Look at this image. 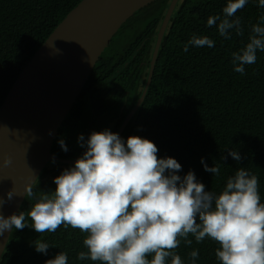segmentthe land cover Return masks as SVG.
Segmentation results:
<instances>
[{
    "label": "trees",
    "instance_id": "1",
    "mask_svg": "<svg viewBox=\"0 0 264 264\" xmlns=\"http://www.w3.org/2000/svg\"><path fill=\"white\" fill-rule=\"evenodd\" d=\"M80 1L0 0V105L31 56ZM169 2L153 1L112 37L83 87L78 99L82 103L72 107L58 129L57 140L62 135L67 147L63 151L56 146L58 142L53 144L52 152L59 158L78 159L86 150L77 145L83 121H96L92 133L108 130L117 134L142 93L156 33ZM226 3L227 0H179L163 36L144 100L119 137L126 141L138 136L153 142L158 158H174L181 165L177 175L183 177L192 171L205 190L216 195L238 168H245L257 176L264 203V51H257L256 63L246 65L244 75L235 72L232 64V53L249 42L252 25L264 26V8L258 6L257 0H248L232 18L241 20L244 34L237 36L233 30L231 39H225L215 26L207 27V19L222 16ZM193 35L208 36L215 46L189 45L184 52ZM121 90L122 98L114 102L113 93ZM228 150H236L242 159L233 160ZM222 156L226 159L221 160ZM202 159L208 167L219 163L220 175L204 171ZM72 166L48 163L33 190L53 192L56 185L51 178ZM34 203L26 196L19 212L29 211ZM26 222L31 224L30 219ZM86 235L63 225L43 234L31 227L13 228L0 264H45L59 252L67 253L68 264H98L76 258L78 252L87 251L83 246ZM38 239L50 246L46 255L35 251ZM188 239L192 240L190 247L181 240L175 250L184 264H192L189 253L193 250L199 251L195 264H220L215 257L219 247L216 242L205 238L197 243L191 235Z\"/></svg>",
    "mask_w": 264,
    "mask_h": 264
},
{
    "label": "clouds",
    "instance_id": "2",
    "mask_svg": "<svg viewBox=\"0 0 264 264\" xmlns=\"http://www.w3.org/2000/svg\"><path fill=\"white\" fill-rule=\"evenodd\" d=\"M257 2L264 8V0ZM247 3L227 0L223 15L209 16L207 27L215 26L225 39H231L233 30L242 36L241 20L232 18ZM248 41L232 53L233 70L241 75L246 65L256 63L257 51H264V26L252 25ZM189 45L212 48L215 42L193 35L184 52ZM78 141L86 150L72 167L51 178L55 190L36 192L32 183L26 185L24 195L34 199V205L7 218L0 215V235L25 227L38 234L55 232L62 225L78 229L87 234L83 239L87 251L78 252L77 260L98 264H167L168 258L170 264H184L175 250L181 240L190 247L191 235L197 243L205 238L216 242L220 264H264V203L258 178L249 170L238 168L216 195L206 191L192 171L177 175L181 165L174 158H158L157 146L147 139L130 136L124 141L104 130L91 133L86 142L81 135ZM58 143L67 151L63 140ZM227 154L237 162L242 159L236 150ZM10 163L4 160L5 165ZM201 164L204 171L220 175L219 163L208 167L202 159ZM14 196L13 191L6 194L9 201ZM4 203L0 199V206ZM34 247L46 255L50 246L38 239ZM189 258L195 264L199 251H191ZM45 264H68V255L59 252Z\"/></svg>",
    "mask_w": 264,
    "mask_h": 264
},
{
    "label": "water",
    "instance_id": "3",
    "mask_svg": "<svg viewBox=\"0 0 264 264\" xmlns=\"http://www.w3.org/2000/svg\"><path fill=\"white\" fill-rule=\"evenodd\" d=\"M153 1L81 0L28 60L0 105V199L5 200L0 215L19 213L26 185L34 186L48 163L74 165L77 159H62L51 152L57 131L112 37ZM178 2H169L156 33L145 85L118 129L119 136L144 100ZM6 159L11 163L5 165ZM10 191L15 196L9 201ZM12 230L0 235V259Z\"/></svg>",
    "mask_w": 264,
    "mask_h": 264
},
{
    "label": "flooded vegetation",
    "instance_id": "4",
    "mask_svg": "<svg viewBox=\"0 0 264 264\" xmlns=\"http://www.w3.org/2000/svg\"><path fill=\"white\" fill-rule=\"evenodd\" d=\"M117 86H119V85L117 84ZM113 95H114V102H117L120 98H122V90H121V92H119V93H113ZM90 96H91V93L88 94L87 99L91 98ZM78 99H79V97L77 98V100H76V102H75L74 105H77V104H81V103H82L81 99H80V101H79ZM97 101H99V98H98ZM87 104H89V101H87ZM79 106H80V105H79ZM70 112H71V110H70ZM87 121L90 122V126L87 127V125L84 124V123H83L84 121H83L82 124H81L80 127H79L80 132L84 133V134H83L84 140H86V139H87V136L90 135V134L92 133L93 129H92L91 127H93V126L95 125V123H96V121H95L94 119H90V120H87ZM87 128H88V131H86ZM77 136H81V134L78 132ZM57 138H58V136H57L56 139L54 140V143H55V142L57 143L58 141L63 140L62 135H60V137H59L58 140H57ZM84 142H85V141H84ZM54 143H53V144H54ZM80 143H81V142H79V143L77 144L78 147L80 146ZM59 145H60V144L57 143L56 146L58 147ZM78 147H77V148H78ZM79 151H80V150H79Z\"/></svg>",
    "mask_w": 264,
    "mask_h": 264
},
{
    "label": "rangeland",
    "instance_id": "5",
    "mask_svg": "<svg viewBox=\"0 0 264 264\" xmlns=\"http://www.w3.org/2000/svg\"><path fill=\"white\" fill-rule=\"evenodd\" d=\"M83 123L86 124L87 127L90 126V122H89V121H84ZM91 128H92V127H91ZM86 131H88V128H87ZM80 134L83 135L84 133L80 132Z\"/></svg>",
    "mask_w": 264,
    "mask_h": 264
}]
</instances>
